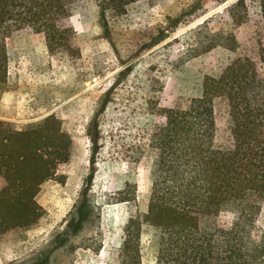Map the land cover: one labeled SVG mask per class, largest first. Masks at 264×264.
Masks as SVG:
<instances>
[{
	"label": "rangeland",
	"instance_id": "obj_1",
	"mask_svg": "<svg viewBox=\"0 0 264 264\" xmlns=\"http://www.w3.org/2000/svg\"><path fill=\"white\" fill-rule=\"evenodd\" d=\"M239 1L136 0L102 19L95 0H78L61 20L74 31L73 56L49 53L44 35L28 26L6 37L0 119L20 129L55 114L72 146L37 194L43 215L0 237V264L119 263L126 221L148 208L165 109L186 108L204 76H218L236 57L260 61V1ZM231 34L233 49H204ZM214 105L215 145L231 147L228 101ZM257 226L264 230V202ZM141 254L143 264H158L148 228Z\"/></svg>",
	"mask_w": 264,
	"mask_h": 264
},
{
	"label": "trees",
	"instance_id": "obj_2",
	"mask_svg": "<svg viewBox=\"0 0 264 264\" xmlns=\"http://www.w3.org/2000/svg\"><path fill=\"white\" fill-rule=\"evenodd\" d=\"M77 1L0 0V86L6 81V37L16 29L42 33L49 53H79L73 29L61 23ZM134 1L95 0L102 19L122 15ZM236 43L231 34L204 49H233ZM259 50V62L238 56L218 76L205 75L201 94L186 108L165 109L154 136L159 153L148 208L126 221L118 264H143L145 228L152 231L158 264H264V230L257 226L264 202V44ZM221 96L229 105L228 148L215 145L214 101ZM71 146L72 136L55 114L20 129L0 119V237L43 215L37 194L69 160ZM224 209L233 217L222 218Z\"/></svg>",
	"mask_w": 264,
	"mask_h": 264
}]
</instances>
